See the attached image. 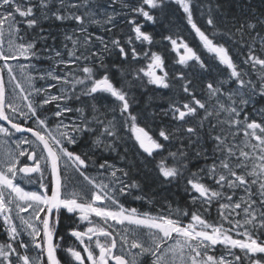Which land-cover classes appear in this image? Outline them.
<instances>
[{
	"label": "snow or ice",
	"instance_id": "6c2138e0",
	"mask_svg": "<svg viewBox=\"0 0 264 264\" xmlns=\"http://www.w3.org/2000/svg\"><path fill=\"white\" fill-rule=\"evenodd\" d=\"M173 8L207 60L173 32ZM149 86L178 91L141 107ZM181 181L186 207L121 201ZM0 230V264H264V10L0 0Z\"/></svg>",
	"mask_w": 264,
	"mask_h": 264
},
{
	"label": "trees",
	"instance_id": "16d2710c",
	"mask_svg": "<svg viewBox=\"0 0 264 264\" xmlns=\"http://www.w3.org/2000/svg\"><path fill=\"white\" fill-rule=\"evenodd\" d=\"M241 2H243V0H241ZM252 6L257 11V13H259L261 10H264V0H252ZM233 10L235 11V9H233ZM173 11L175 12V15L172 16V19L174 22L173 30H177V25H178V22H177L175 17L179 18L183 22L184 26H188L186 24V21H184L181 18V13H179V11L175 10V8H173ZM197 15L199 16V13H197ZM200 23L201 24L204 23L203 18L200 19ZM53 31L58 32L59 29H57L55 26H53ZM166 31H167L166 29L159 28V30H157L156 32H159V34H160L161 32H166ZM157 38H159V35H156V39ZM57 42H59V40ZM198 47H200V46H198ZM137 94H140V93H137ZM139 101H140V106L143 107L144 103H145V100L143 99V95L139 98ZM127 147H129L130 151L136 150L135 147H132L131 142L128 143ZM157 159H159V158H157ZM179 188H180V186L171 188L172 190L168 193V195L166 197L167 202H170L172 205H177L178 202H181L183 200L182 203L184 205L187 204L186 202H184V198H180V196H179L180 195V189ZM145 191L149 192L150 195L155 194L153 202L151 204L148 203L147 201L134 200L133 198L126 201V204L129 207H136L141 212L145 211L148 208H150L151 210H154V211L166 208L167 204L164 200V198H165L164 194L161 193L162 189L158 188L157 186H155L154 184L149 182L145 186ZM180 206L186 207L183 205H180ZM4 239H5V233L2 230H0V242H2Z\"/></svg>",
	"mask_w": 264,
	"mask_h": 264
},
{
	"label": "flooded vegetation",
	"instance_id": "af4514ba",
	"mask_svg": "<svg viewBox=\"0 0 264 264\" xmlns=\"http://www.w3.org/2000/svg\"><path fill=\"white\" fill-rule=\"evenodd\" d=\"M167 34V33H165ZM175 35H179V36H182L186 42H188L189 44H196V43H199L198 41V38L194 37L193 40H190V37H187V36H195V34H192V33H189V32H183V31H179V32H176ZM167 45V41H163L161 43V47H160V51L164 53V55L166 56L167 60L166 62L169 64V66H173L177 69V70H180V67L179 65H175L174 64V61H173V56L175 55L174 53L171 52V49L170 47H166ZM187 71V70H186ZM177 89L176 88H173L171 91L169 90H162V89H159V91H154L152 92L151 96H148L146 98H144L145 100V105L146 104H151L152 108L156 109V108H162V107H165L166 106V101L165 100H162L160 97L167 93L168 95H175L177 93ZM148 94L151 93V90L150 91H147ZM180 99H183V97H178ZM158 104V105H157ZM165 122H167V120L165 119ZM68 222L65 221L64 224L66 225ZM64 233V227L62 226V228L60 229V232ZM63 235V234H62ZM65 241L67 243H71L70 240H68L67 236H65ZM61 256H63V253H61Z\"/></svg>",
	"mask_w": 264,
	"mask_h": 264
},
{
	"label": "rangeland",
	"instance_id": "374dc122",
	"mask_svg": "<svg viewBox=\"0 0 264 264\" xmlns=\"http://www.w3.org/2000/svg\"><path fill=\"white\" fill-rule=\"evenodd\" d=\"M90 30H92V29H90ZM94 31V30H93ZM49 64V63H48ZM47 64V65H48ZM47 65H43L44 67H47ZM224 77V75H222V76H220V77H218V78H223ZM38 83H43V82H38ZM11 88H12V85L11 84H9V89H10V91H11ZM140 91H143V89H140ZM49 107H51V106H49ZM66 122H68V121H66ZM130 143V142H129ZM132 147H134L133 145H132ZM122 199H123V197H121V201H122ZM126 207V206H125Z\"/></svg>",
	"mask_w": 264,
	"mask_h": 264
}]
</instances>
